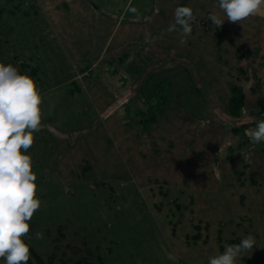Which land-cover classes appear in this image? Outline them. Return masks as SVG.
<instances>
[{
    "label": "rangeland",
    "instance_id": "rangeland-1",
    "mask_svg": "<svg viewBox=\"0 0 264 264\" xmlns=\"http://www.w3.org/2000/svg\"><path fill=\"white\" fill-rule=\"evenodd\" d=\"M56 1L57 5L53 6ZM139 1L142 0H137V2ZM190 2L184 0L181 2V6H184L185 3L189 5ZM44 5L52 7L51 9L54 11L59 6V0H45ZM201 5L204 10L208 8L211 13L225 18L218 7V0L205 1L200 4V8ZM194 6L195 4H193ZM74 7L79 8L80 6L76 4ZM145 7L147 8V6ZM154 7L150 6L151 12ZM38 8L41 11L36 0H0V13L2 14L0 19V63L6 66L11 64L18 69L20 74H27L35 81H38L40 77L38 71L40 73L42 71L39 69L40 62H37L41 58L38 50L42 45L47 47V41L51 42L52 39V36L49 35L50 30H46L44 19L34 15L39 11ZM172 11V13L163 16L165 20H162V17L155 19L156 23H160L158 26H162L158 28L156 36L167 35L163 37L165 40L163 48L165 47L166 52L161 46V53L164 55L168 51V54H165L166 58L161 62L154 64L156 69L152 80L155 81L154 85L159 82L160 92L164 90L162 94L158 93L164 97V99L159 98L160 101L165 100L164 108L169 106L172 110L167 113V121H165L166 124L169 123L167 128L161 126L158 128L161 131L166 129L170 132L172 145L169 152L158 156L156 154L157 158H154L155 172L151 175V179L155 183L151 189L155 191L150 189L153 192H151L153 198L150 200L155 196L154 201H160V203L157 202V205L159 204L161 207L155 208L157 206L155 205L154 209H151L157 217L160 214L167 216V219L171 221L172 231L177 232V237L176 233H167L169 228H165L164 224L160 225L165 230L160 227L158 229L160 222L153 220L146 203L141 201L142 198L143 201L146 199L144 196L146 191L143 193V190L136 184L132 189L135 194H138V198L131 194L133 191L130 188L124 187V190H119L120 184L117 183V180H113L114 177L109 179L106 175L102 177L92 175L88 177L90 182L83 188L66 189V195H64L58 188L55 167L51 166L43 170L32 169L37 175L36 195L42 204L29 222L30 233L24 239L44 261L49 255L57 252L58 259L55 257L53 264H60L61 250L66 242L72 247L76 243L81 244V247H77L79 252L74 256L70 252L68 257L73 260L70 264H75L82 257L89 258L92 264H177L176 260L185 258L189 263V261L192 262L199 258V247H211L212 244L209 242L217 243V236L220 234V240L223 241L222 247L228 242L235 244L236 241L240 242L241 239L252 235L256 240L252 252L244 255L237 264H264V156L256 153L253 147L244 148L236 154L233 169L237 172L245 170V175L244 172L239 177L237 176L239 173L233 174L235 183H233L232 191L233 194L236 192L237 195L243 197L242 199L235 198L231 194L226 196L224 188L219 184L220 188L215 194L199 191V183H202V180L199 179V174L203 171L201 169L204 171L213 169L215 173V163H217L215 157H220L219 163H222L225 153L223 148L228 143L234 147L240 142L238 136L227 135L226 123L228 120L225 110L230 94L226 84L234 82L238 85H245L239 71L250 66V62L253 61L251 56H246L247 53L245 55V52L250 50L243 46L245 33H247L246 38L252 39L250 21L246 25L247 19L242 24L225 20L223 25L217 28L208 19L209 15L204 16L202 20L197 19V23L192 25L191 36L185 44L181 45L180 30L166 31L168 26L174 23V10ZM195 16L200 17L201 15ZM199 24L203 26L206 34H199V30L202 31ZM261 37L264 38V29H262ZM157 39L163 42L161 39ZM168 41H170V45L167 47ZM254 45L256 43L252 42V46ZM216 49L221 52V57L219 56L218 60V64H221L219 71L215 68L216 63L212 65V61L205 62V59L211 57L212 53L215 61ZM41 54H47V51ZM106 54L111 55L105 52L103 56ZM239 57L243 58V61H239ZM248 58H250L248 62H244ZM115 59L114 62L105 63L99 68H91L88 61H86L83 70L73 67L75 81L80 87H85L87 85L85 80L89 74H92V78L98 77L103 75L102 71L108 70V74L116 75L122 79L117 87L121 86L124 91L134 87L133 80L123 76L124 74L121 73L123 68H119L120 63ZM46 60L44 68L51 69L52 74L57 73L58 66L50 62L51 58H49L50 61L48 57ZM130 60L131 57L124 58L125 67L128 66ZM163 61L165 63L161 64ZM219 61H223V63H219ZM263 62L264 59L253 65L261 67L260 64ZM262 67L260 69H264ZM33 68L36 69L37 77L32 76ZM246 73L249 76L252 74V77L254 74L264 85V76L256 75L252 69L246 70ZM108 81L110 82L111 79L109 78ZM249 84H247L249 87L244 86L246 92L244 117H249L251 111H257L264 105V92L258 95L251 94ZM111 85L116 86L115 82ZM150 87L143 92L147 97H153L151 99L155 100L157 98L156 93L153 92L155 87L153 85ZM217 88L221 89L219 93L216 91ZM261 90H263L262 87ZM61 93L62 90L58 92L59 99H61ZM142 95L137 91L134 95L130 94L129 97L132 96L135 102H139V97L142 98ZM57 102H55V112L58 115L63 111ZM136 110L130 106L128 111L130 118L136 115ZM77 111L78 108L76 110L70 108L65 114H71L74 118L73 113ZM87 112L86 116L89 118L88 108ZM102 116L109 115L102 114ZM182 116H186L184 120L187 121L183 122V120L182 126H179L178 121ZM122 117H124V113ZM205 119L206 122H204ZM65 120L66 123L71 121ZM243 123H250V119H245ZM154 128L155 125L149 129L150 134ZM189 135L191 136L189 137ZM196 135H199L198 141L194 140ZM39 144L38 142L37 145ZM48 144L44 140L45 148L49 147ZM55 146L56 144L50 142L51 148ZM216 148L218 153L211 164L199 166L200 155L204 160L210 156L212 158ZM183 154H186V157L188 154L186 162L179 160V157L184 156ZM51 181L53 185H51ZM241 181L242 185L239 184ZM206 186L211 187L209 184ZM164 192L165 195L161 196ZM131 195L133 197H130ZM212 196H219V198ZM222 196L231 198L232 204L226 203L225 198L222 202V198H220ZM215 200H219V203H213ZM163 231L165 232L163 233ZM36 232L43 233V238L36 239ZM166 233L167 239L164 236ZM199 234L203 240H199ZM205 243L207 244L204 245ZM210 252L204 254L209 255L207 260L210 256L218 254L215 252L209 254ZM0 264H4L3 259H0Z\"/></svg>",
    "mask_w": 264,
    "mask_h": 264
},
{
    "label": "crops",
    "instance_id": "crops-1",
    "mask_svg": "<svg viewBox=\"0 0 264 264\" xmlns=\"http://www.w3.org/2000/svg\"><path fill=\"white\" fill-rule=\"evenodd\" d=\"M42 1L36 0L41 11L38 8L39 11L34 13V15L44 19L46 30H50L49 35L52 36V39L51 42L47 41V47L42 45L38 50L41 58L37 62H40L39 69L42 71L41 73L38 71L40 77L35 82L42 96L41 111L43 114L42 128L39 132L34 133V144L27 150V154L32 158L33 169L43 170L51 166L55 167L58 188L64 195H66V189L83 188L90 182L88 177L92 175H99L100 177L106 175L109 179L114 177L113 180H117V183L120 184L119 190H124V187H127L133 191L132 187H135L136 184L138 188L143 190V193L146 191V194L144 193L146 199L143 201L141 197V201L146 203L153 220L160 222L158 229L159 227L162 230L169 228L167 233H176L177 237V232L172 231L171 221L167 219V216L160 214L157 217L151 209H154V205L160 201H154L155 196L154 199L150 200V198H153L151 194L155 191L151 189L155 183L151 179V175L155 172L156 154L157 156L166 154L167 151H170V146L172 145L170 132L166 129L161 131L158 127L167 128L169 125V123L166 124L165 122L167 121V113L172 110L169 106L164 108V112L157 119L151 134L150 132L145 133L140 129L135 115L132 119L130 117L127 118V123H125L122 116L124 107L127 105L139 110V102H135L133 97H129V95H134L137 91L144 93L143 91L150 89L151 85L155 87V81L152 80V75L155 74L156 69L154 64L161 62V60L166 58L165 54H168V51L164 55L161 53V46L162 49L165 48H163L165 46L163 37L167 35L156 36L158 28L162 26H158L160 23H156L155 19L162 17L161 19L165 20L163 16L172 13V10L181 6V2L184 0H142L139 2L137 0H59V6L54 11L51 9L52 7L44 5L45 0ZM189 1H191L190 4L188 5L187 3L186 5L185 3L184 6L195 7L193 9L194 15H201L196 17L198 20H202L204 16L211 13L208 8L204 10L202 5L200 8V4L208 0ZM76 4L80 7H74ZM193 4H195L194 7ZM55 5H57V1L54 2L53 6ZM150 6H155L152 12ZM1 18L2 14L0 15ZM247 20L246 25L250 21L252 39L246 38L247 33H245L244 45H242L250 50L245 52V55L247 53L246 56L253 58V61L249 64V70L254 69L256 75L263 77L264 69H260L261 67L256 65L257 68L253 64H258L260 60L264 59V38L261 37L262 29H264V17L253 16ZM201 27L202 31L199 30V34L204 35L206 31L203 26ZM146 33L150 34L154 43L145 44ZM157 38L163 42H160ZM251 40L256 45L252 46ZM168 43L167 47L170 45V41ZM227 44L229 45V43ZM164 50L166 52V49ZM44 51H47V54H41ZM105 52L111 55L108 56L106 54L103 56ZM257 52L258 54H256ZM114 53L116 54L114 55ZM220 54L221 52L217 51L215 61L213 53L209 58L207 57L209 54L205 55L207 57L205 62L209 63L212 61V65L216 63L215 68L216 70L218 69L217 71H219L221 65L218 64ZM47 57L48 60L51 58V61L49 60L51 63H55L58 66L59 70L58 72L56 71L57 73L52 74L51 69H48V67L44 68ZM118 57H131L128 66L125 67L120 64L119 68H123L121 73L124 74V77H129L130 80H133L134 87H130L125 91L121 86L117 87L122 79H119L116 75L108 74V70L102 71L101 74L103 75L98 77L92 78V74H89L85 80L87 81L85 87H80L78 82L75 81L73 67H76L77 70H83L86 61H88L87 63L91 68H99L105 63H111ZM249 59L244 62H248ZM221 62L223 63V61H219V63ZM164 63L163 61L161 64ZM109 78L111 79L110 82L108 81ZM113 82H115L116 86L111 85ZM247 87L249 86L247 85ZM61 90V99H59L57 95ZM216 91L219 93L221 89L217 88ZM56 101H58L57 103L63 111L58 113V115L55 112ZM124 103H127V105L124 106ZM70 108H74V110L78 108V111L73 113L74 118H72L71 114H65ZM87 108L89 109V118L86 116V113H88ZM102 114L109 116L103 118ZM185 117L182 116L180 118L178 121L179 126H182V121ZM65 119L71 121L66 123ZM186 121L185 119L183 122ZM163 122L165 123L162 124ZM198 136L196 135L194 140L198 141ZM44 140L47 141V144L49 142V147H44ZM38 142L40 143L39 145H37ZM50 142L56 144V146L51 148ZM217 153L218 150L216 148L212 158L210 156V158L205 160L200 155L199 166L203 167L205 164L209 166ZM183 155V157H179V160L186 162L188 154L187 157L186 154ZM176 160L179 161L178 159ZM235 160L236 154L233 165L222 160L223 162L221 161L222 163L218 165V173H214L213 169L211 171L201 169L203 171L199 174V179L202 180V183H199V191L215 194L221 186L224 188L226 196L231 194L235 198L242 199L243 197L237 195L236 192L233 194L232 191L233 183H235L233 173L242 174L244 172L245 175V170L237 172V170L233 169ZM219 177L220 179L218 180ZM50 183L53 185L52 181ZM207 184L211 185V187L206 186ZM131 194L136 197L138 195L134 191ZM132 195L130 197H133ZM213 198H219V196ZM220 198H222L223 202L225 196ZM224 200L226 203H231L232 201L231 198L227 197ZM131 201L133 203V200ZM213 203L218 204L219 200H215ZM160 224H164L166 227L163 228ZM167 233L166 235L164 234L166 239ZM216 242H209L212 244L211 247H199V258L192 262L188 259L189 263L208 264L207 258L209 255H204L205 253L211 251L209 254L213 252L219 254L224 251L221 246L223 241L217 240ZM74 246L76 248L81 247V244L76 243ZM53 254L58 259L57 252ZM176 261L177 264H189L186 262V258Z\"/></svg>",
    "mask_w": 264,
    "mask_h": 264
},
{
    "label": "clouds",
    "instance_id": "clouds-1",
    "mask_svg": "<svg viewBox=\"0 0 264 264\" xmlns=\"http://www.w3.org/2000/svg\"><path fill=\"white\" fill-rule=\"evenodd\" d=\"M222 18L210 13L208 19L217 28L225 20L239 23L253 16L264 17V0H218ZM197 23L190 6H178L174 10V23L167 32L180 30V44L186 43ZM145 44L154 40L145 34ZM42 96L35 80L20 74L11 64L0 63V259L4 264H28L30 247L25 243L30 233L34 213L41 208L37 197V175L27 150L34 144V133L42 128ZM253 144L264 142V118L256 122L254 129L247 130ZM36 239L43 233L36 232ZM256 240L252 235L236 244H225L224 251L210 256L208 264H237L252 252Z\"/></svg>",
    "mask_w": 264,
    "mask_h": 264
},
{
    "label": "trees",
    "instance_id": "trees-1",
    "mask_svg": "<svg viewBox=\"0 0 264 264\" xmlns=\"http://www.w3.org/2000/svg\"><path fill=\"white\" fill-rule=\"evenodd\" d=\"M12 14V12H11ZM239 52V50H236ZM241 56V55H240ZM124 58L125 57H121L117 60L121 65H124ZM243 61V58L241 59V57H239V61ZM114 62V60H113ZM260 66H264V62L262 64H260ZM250 66H247L246 68H242L239 71V75L240 77H243V81L245 82V84L251 83L250 84V93L254 94V95H258L261 92H264V85L262 83V81L260 79H258L254 74L252 77L249 76L248 73H246V70H249ZM246 69V70H245ZM255 71L254 69H252V72ZM256 72V71H255ZM32 76L33 77H37L36 74V69H32ZM254 79V80H253ZM253 80V81H252ZM251 81V82H250ZM227 85V89L228 92L230 94L228 102H227V106H226V110H225V116L228 120L227 124V135H230L231 137H237L239 138V141L237 143L236 146H232L231 144L228 143L227 146H225L223 149L225 151L224 156L222 158V160L233 164V161L235 159V154L239 153V151H241L244 148H248V147H253L255 149V152L263 155L264 156V142H261L259 144H253L250 139L249 136L247 135V130L249 129H254L256 127V122L259 121L260 119L264 118V105L259 107L257 111H251L250 112V116H243V108H245V102H246V92L244 91V84L243 85H238L234 82H230ZM261 87L263 90H261ZM159 88H161V86L159 85V82L155 85L154 88V93H156V99H151L153 97H147V95L145 93H140V95H142V98L139 97V105L144 108L142 110V108L139 110H136V115H135V119H137L138 121V126L140 127V129L145 132L148 133L150 128H153L154 125L157 122L158 117L162 114L163 109H164V101L165 100H159V98L164 99V97H162L159 94H162L164 92V90H162L161 92L159 91ZM79 89V88H77ZM153 93V94H154ZM127 105V103H124V106ZM130 110V106H125L124 107V120L125 123H127V118H129V114L128 111ZM106 118V117H103ZM250 119V123H243V121L245 119ZM132 119V118H131ZM204 122H206V119L204 120ZM219 122V121H218ZM69 145V144H68ZM220 161V157L216 156L215 157V173L218 172V163ZM234 174V173H233ZM242 175V174H241ZM238 177L240 176V174L237 175ZM237 177V178H238ZM240 181V178L238 179ZM240 185H242V181L239 182ZM165 192L163 194H161V196H164ZM160 203V202H159ZM171 204V203H170ZM177 204V203H175ZM157 205V203L155 204ZM154 205V206H155ZM178 206V205H177ZM159 208L161 207L159 204L157 206H155V208ZM200 228H199V232H200ZM202 237L199 234V240ZM217 240L220 241V234L217 237ZM27 243V242H25ZM239 243V242H235ZM229 244V242H228ZM224 248V247H223ZM63 250V251H62ZM62 253L60 254V264H70L73 260L72 258L68 257L70 252L71 254L78 253L79 249L76 247H72L69 246L67 243L64 244L63 248H62ZM30 259L28 261V264H53L56 255L55 254H51L47 257L46 261H44L43 259H41L36 252L30 247ZM88 254V253H87ZM75 264H92L91 261L89 260V258H80L78 259V261L75 262Z\"/></svg>",
    "mask_w": 264,
    "mask_h": 264
}]
</instances>
